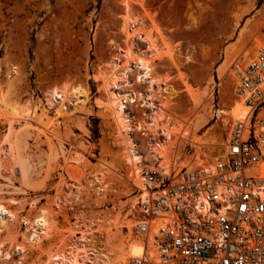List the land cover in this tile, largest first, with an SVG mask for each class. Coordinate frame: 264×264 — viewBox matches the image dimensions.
<instances>
[{"label": "rangeland", "instance_id": "rangeland-1", "mask_svg": "<svg viewBox=\"0 0 264 264\" xmlns=\"http://www.w3.org/2000/svg\"><path fill=\"white\" fill-rule=\"evenodd\" d=\"M126 12L145 16L146 23L159 31L163 51L154 61V68L161 80L178 89L168 109L181 120L183 129H189V122L204 114V105H193L183 84L199 93L210 91L207 102L213 107L219 89L218 96L226 107L234 96L235 81L231 74L218 80V65L224 57H235L243 49L250 57L255 39L264 44V0H129L126 9L122 0H0V153L6 150L2 137L8 119L12 117L15 127L25 123L20 128L18 145L32 169L31 179L24 185L12 160L2 158L0 200L11 205L20 217L32 220L38 207L52 208L55 195H66L61 172L67 148L78 151L89 163L114 162L118 173L125 176L127 168L118 162L121 147L111 119L96 106L102 91L94 76L99 67L105 69L109 55L116 50L109 40L123 45L118 27ZM9 66H15L18 74L7 89ZM65 83L84 88L86 102L70 112L51 108L41 112L46 90ZM214 118L196 134L222 143L229 126L222 122L218 127L216 122L220 120L214 123ZM211 147L201 148L197 156L208 153ZM75 169L81 177L91 176L92 169L87 166L79 163ZM5 177L10 178L11 186ZM106 181L109 188L102 199L84 189L85 204L93 213L103 206L117 207L113 214L126 218L135 208L133 197L121 198L130 190L124 191V179L114 173H108ZM114 188H118L116 192ZM70 208L63 204L52 212L55 231L52 237L42 240L40 248L30 247L25 257L15 248L10 251L11 259L0 255V264H15L18 260L44 264L46 257L59 250L69 237V222L75 212ZM24 232L25 224L18 219L13 241L19 242ZM0 240L5 245L10 242L5 234Z\"/></svg>", "mask_w": 264, "mask_h": 264}, {"label": "bare ground", "instance_id": "bare-ground-1", "mask_svg": "<svg viewBox=\"0 0 264 264\" xmlns=\"http://www.w3.org/2000/svg\"><path fill=\"white\" fill-rule=\"evenodd\" d=\"M122 1L124 8H128L129 0ZM145 20V16L127 15V12L122 15L118 29L123 35V45L120 46L109 40L110 46L116 50L109 55L105 62V69H107L99 67L94 76V79L100 82L102 91V97L98 99L96 106L111 119L112 127L116 133L115 137L118 139L117 144L121 147L118 162L121 161L127 168L125 176L121 175L123 174L121 172L118 173V168L114 162L106 165L89 163L78 151L67 148V152L64 153V164L61 172L66 181L63 187L66 195H55L51 201L53 203L52 208L49 206L38 207L34 218L31 220L26 216L20 217L11 205L0 200V237L5 234L12 242L15 238V222L19 219L25 224V232L20 235L19 242L13 241L14 243L12 242L11 245L8 242L5 245L4 241L0 240L1 257L11 259L10 251L15 248L22 252L24 257L25 252L30 247L40 248L42 240L52 237L55 231L52 212L60 210L64 204L70 205L71 210L75 208L72 221L69 222V237L59 250L46 257L44 264H127L130 259L138 257H145L150 264L160 263V251L156 236L168 220L153 218L147 232L145 234L139 233L135 229L139 220L132 215L133 213L127 215L126 218L117 216L118 214H113L117 207L111 206L110 208L103 206V209L100 208L101 210L93 213L90 205L85 204L84 189L92 191L96 198L102 199L109 188L106 181L107 174L114 173L124 179L125 192L129 189L127 186L131 182L138 187V192L132 196L133 206L136 202L144 199L146 195L145 184L140 175L143 162L141 156L132 151L131 131L154 132L157 129L163 131V138L155 144L154 149L162 156V166L167 168L170 165L182 166L186 164V162L178 161L181 157L180 153L172 149L174 145L176 147L178 142L186 141L194 147L193 155L186 156L188 158L186 161L191 160V162L198 160L197 153L201 151V148L221 143L217 140H204L199 134H196L214 117H217L221 123L224 122V126H229L227 137L222 142L223 145L228 143L230 132L237 123L247 122L250 107L245 104L243 96L235 93L239 83L236 66L239 64L246 65L255 57L257 52H264V44L255 39V50L250 57H247L249 51L243 49L235 57L228 59L224 57L218 65L216 69L218 80L223 75L231 74L235 81L234 96L224 108L215 105L213 107L207 102L210 91L199 93L193 86L183 84L192 104L195 106L204 105V114L202 113L201 117L198 116L191 123L189 122L191 124L189 129H183L181 128V120L168 109V103L178 94V89L173 84L161 80L156 75L154 68V61L162 56L163 51L159 31L157 32L156 27L149 22L146 23ZM234 62V67L231 68ZM17 74L15 66L7 68L5 79L7 89L11 87L14 76ZM136 85H141V88L137 89ZM46 91L39 107L41 112L47 108L57 112L63 110L70 112L79 103L86 102L87 91L69 83L53 86ZM140 98L147 99L148 106H152L153 103L150 101L154 99L157 100V103L146 116L141 113L138 116L131 115L127 110L130 108L128 104L123 103V99ZM8 120L9 123L2 137V141L7 145L6 150L2 149L0 153V160L9 157L18 171L21 182L27 185L31 179L29 176L32 170L31 164L21 154L18 145L22 136L20 128L26 124L21 123L15 127L12 125V117ZM60 150L63 151L61 148ZM190 156L192 157L190 158ZM79 163L92 169L91 178L80 176L75 169ZM258 171L260 176L263 175V164L259 165ZM5 178L8 181L6 184L11 186L10 178ZM2 185L0 183V186ZM32 205L33 203H31ZM76 206L79 207L76 208ZM125 228L127 231L124 230ZM15 264L41 263L18 260Z\"/></svg>", "mask_w": 264, "mask_h": 264}, {"label": "built area", "instance_id": "built-area-1", "mask_svg": "<svg viewBox=\"0 0 264 264\" xmlns=\"http://www.w3.org/2000/svg\"><path fill=\"white\" fill-rule=\"evenodd\" d=\"M236 75L235 93L244 97L250 110L247 122L233 127L226 145L216 143L191 162L186 161L194 152L191 144L178 142L172 149L186 164L164 168L154 149L163 131L130 132L132 151L143 162L140 175L146 192L132 210L139 220L135 229L145 234L153 218L168 220L156 236L161 261L157 264H264V172L260 176L258 171L260 164L264 166V52L237 65ZM218 94L216 89L212 104L223 108ZM150 102L152 106L143 98L123 99L131 115L146 116L157 100ZM216 124L219 127L221 121ZM127 188L130 192L123 200L138 192L132 182ZM127 264L150 262L138 257Z\"/></svg>", "mask_w": 264, "mask_h": 264}]
</instances>
